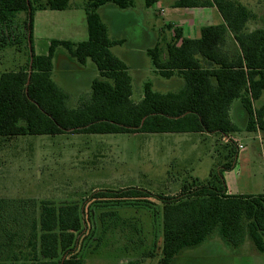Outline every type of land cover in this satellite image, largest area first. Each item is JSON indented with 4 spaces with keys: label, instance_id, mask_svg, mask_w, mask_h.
<instances>
[{
    "label": "trees",
    "instance_id": "1",
    "mask_svg": "<svg viewBox=\"0 0 264 264\" xmlns=\"http://www.w3.org/2000/svg\"><path fill=\"white\" fill-rule=\"evenodd\" d=\"M152 2L146 0L147 6ZM106 4L126 9L133 0H87L88 38L77 42L52 39L47 54H36L35 12L65 10L70 0H0V38L26 39L30 46L24 65L0 74V137L62 133L230 136L240 131L231 119L236 101L247 113L244 129L264 133V102L257 104L264 95V7L262 26L251 30L248 24L257 13L239 0H177V7L215 6L224 22L201 26L195 39L183 37L176 27L165 62H159L157 48H149L157 72L166 78L176 74L182 84L175 90L159 91L147 81L142 99L135 101L129 66L111 50L124 39L110 37L98 12ZM21 11L25 12L23 28L15 35V17ZM60 46L79 63L91 59L96 64L99 75L90 84L89 96L74 98L54 80L53 59ZM70 102L79 103L73 107ZM227 146L226 163L206 178L183 184L175 195L154 194L136 186L98 189L81 204L42 201L38 218L29 212L31 200L0 198V264H84L81 247L92 218L90 203L106 207L151 197L162 203L159 264H172L184 248L202 244L215 233L230 246L241 249L249 241L264 252V193H227L223 171L235 167L239 154L238 146ZM106 216L109 221L121 220L115 209L100 214L103 224Z\"/></svg>",
    "mask_w": 264,
    "mask_h": 264
},
{
    "label": "rangeland",
    "instance_id": "2",
    "mask_svg": "<svg viewBox=\"0 0 264 264\" xmlns=\"http://www.w3.org/2000/svg\"><path fill=\"white\" fill-rule=\"evenodd\" d=\"M158 1L148 7L146 0H133L129 7L131 11L115 4L98 9L110 37L125 39L111 50L132 64L130 73L134 76L135 101L141 99L145 82L157 79L150 71L154 69L150 56L143 55L141 48L150 46L155 40L163 22H167L164 14L176 0ZM239 1L257 14L263 11L264 0ZM86 2L70 0V6L65 10L35 12L33 45L37 53L47 54L54 37L73 41L88 38ZM130 12L136 15L134 19L128 15ZM24 19L25 12L16 14L15 35L23 28ZM60 27L63 29L59 30ZM145 29L151 32L147 34ZM162 31L161 39L165 41L169 30L163 27ZM29 54L26 39L14 42L0 38V74L24 65ZM54 61V78L66 91L74 98L90 95L93 73L98 75L97 66L91 59L81 64L64 46H60ZM142 68V76L138 77L136 69ZM156 89L167 91L158 84ZM263 102L264 95L257 104ZM78 103L70 102L73 107ZM237 123L240 131L232 134L235 144L226 142L223 136L204 133H62L0 137V198L31 200L33 204L27 205L29 212L38 218L42 201L57 205L81 204L98 189L136 186L154 194L175 195L183 184H191L195 178H206L210 171L219 169L229 160L226 158L227 144L232 148L238 146V142L243 147L239 149L235 169L224 170L223 175L227 174L225 172L231 174L229 184L237 185L233 190L235 193H264V133L247 131L241 122ZM89 206L92 218L81 247L84 264H129L131 261L133 264H159L162 244L160 201L151 197L148 201L109 203L106 207L91 202ZM112 209L117 210L121 220L109 221L110 217L106 216V224H103L100 214ZM117 222L118 225H114ZM252 247L253 256H257L252 259L264 261V252L258 251L254 245ZM153 251H156L154 255L143 257ZM243 254L239 247L224 243L215 233L202 244L184 248L172 264L248 263V255Z\"/></svg>",
    "mask_w": 264,
    "mask_h": 264
},
{
    "label": "crops",
    "instance_id": "3",
    "mask_svg": "<svg viewBox=\"0 0 264 264\" xmlns=\"http://www.w3.org/2000/svg\"><path fill=\"white\" fill-rule=\"evenodd\" d=\"M176 1L171 5V7L169 9H167L166 14H164L167 17V22H165V21L163 22V27H165V28H167L169 30V35L166 36V40L164 41V40L161 39V34L163 32L162 31L163 27H162L161 28L162 30H160L159 34L156 32L157 36L155 37V40L151 43V45L141 48L143 55H145V54L148 55L147 50L149 48H152V47L157 48L158 60H159L160 63L165 62L168 59L167 44L172 39V37L174 35V30H175L176 27L181 29L183 37L190 38V39H195V38H198L199 35H200L201 26L209 25V24H220V23L224 22L222 15L220 14V12L218 11V9L215 6L177 7V6H175ZM157 3H159L158 0H153L152 6L154 4H157ZM108 5H110V4H108ZM146 6H147V4H146ZM126 9H127V11H131L130 8L129 9L126 8ZM128 15L131 18H133V19L136 16L135 14H132V13L128 14ZM255 15H256L255 19L250 21L249 24H248V27L251 30L256 28V27H261L262 26L261 14H255ZM62 29L63 28H61V27L59 28V30H62ZM145 31H146L147 34L151 32L148 29H145ZM54 39H63V37H61V36L60 37H54ZM115 39H118V38H115ZM67 40H69V39H67ZM124 41H125V39H124ZM34 51H35L36 54H39V53L36 52L35 47H34ZM123 60L129 66V71L132 72L133 68L131 67V65H132L131 62L129 60H127V59H124V58H123ZM53 64H54V66H53L52 76L54 78L53 74L55 72V67H56L54 59H53ZM72 66L74 68H76L75 65H72ZM143 70H144V68H142V70L136 69L138 77L142 76ZM150 71H153L154 74H156V76H157V79H156L155 82L151 81L153 83L154 89H156V86L158 84L160 86H163L165 88V90H167V91L175 90L182 84V79L179 76H177L176 74L173 75L170 78H166V77L161 76L157 72L155 67H154V69H150ZM98 75H99V71H98ZM98 75H97V72H94L93 73V77H92L90 82H92L93 78H95ZM131 76L133 77V80H134L133 73L131 74ZM158 76L166 78L167 80L164 81V80L158 78ZM54 80H55V78H54ZM56 82L60 85V83L58 81H56ZM156 90H159V89H156ZM142 97H143V95L141 96V99H142ZM233 116L236 117V119H234ZM231 119L237 125H238L237 121H239V122H241L243 127L246 126L247 113H246L245 108L242 106V104L239 101H236L233 104V106H232ZM199 134H203V133H199ZM204 134H207V133H204ZM208 135H212V134H208ZM234 169H233V171H234ZM225 173H227L224 176L225 181L227 182L226 183V185H227V193H229V194H247V193H240V191H237L235 193L233 190L235 188H237V185L235 186L234 183H230L229 184V179H230V175L231 174H228L229 172H225ZM122 188H125V187H122ZM252 248L253 247H252V245H251V243L249 241H246L243 244V246H241L242 254L244 253L243 255H248L247 256V262L248 263H244V261H243L241 264H256V263L264 264V261L259 262L257 259H252L254 257H257L256 255L253 256Z\"/></svg>",
    "mask_w": 264,
    "mask_h": 264
},
{
    "label": "built area",
    "instance_id": "4",
    "mask_svg": "<svg viewBox=\"0 0 264 264\" xmlns=\"http://www.w3.org/2000/svg\"><path fill=\"white\" fill-rule=\"evenodd\" d=\"M222 138H223L226 142H228V141H231V139H233V136H232V135H230V136H223ZM235 141H236V140H235ZM237 145H238V148H239V149L243 147V145L240 144V143H238Z\"/></svg>",
    "mask_w": 264,
    "mask_h": 264
}]
</instances>
